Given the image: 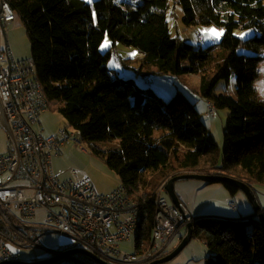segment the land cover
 I'll return each instance as SVG.
<instances>
[{
    "label": "trees",
    "instance_id": "trees-1",
    "mask_svg": "<svg viewBox=\"0 0 264 264\" xmlns=\"http://www.w3.org/2000/svg\"><path fill=\"white\" fill-rule=\"evenodd\" d=\"M6 1L30 41L34 77L46 101L60 102L65 126L79 130L81 140L90 143L119 140L117 148L94 150L115 170L119 183L136 193V247L149 248L155 189L174 175L223 171L254 186L258 197L255 186L264 187V95H258L254 83L264 59V0ZM172 1L180 4L185 26L221 25V39L195 47L173 36L167 20ZM236 28L253 33L242 38ZM105 37L110 44L102 50ZM118 45L136 49L135 54L117 56L120 67L144 78L198 77L197 91L206 103L227 110L222 153L181 90L164 99L151 86H139L133 77L108 68ZM231 75L234 95H216V83ZM222 184L230 194L239 191ZM192 227L193 237L211 251L207 264H264V223L258 219L248 226L240 220L202 217Z\"/></svg>",
    "mask_w": 264,
    "mask_h": 264
},
{
    "label": "built area",
    "instance_id": "built-area-1",
    "mask_svg": "<svg viewBox=\"0 0 264 264\" xmlns=\"http://www.w3.org/2000/svg\"><path fill=\"white\" fill-rule=\"evenodd\" d=\"M14 18L8 2L0 0V30ZM113 60L120 68L117 55L113 54ZM45 106L32 56L17 59L0 36V128L6 135V148L0 151V260L16 261L21 249L40 247L67 264H97L84 255L67 252L83 248L110 264H148L166 250L192 216L161 193L162 182L155 189L150 246L140 250L136 247L138 202L125 186L99 193L87 175L79 176L71 169V175L61 179L54 172L52 159L64 144L72 142L82 152L85 148L79 130L73 127H60V137L42 134L39 115ZM206 110V115L217 113L210 101ZM38 208L45 211L43 221L34 220ZM44 233H60L68 242L48 249L41 242ZM130 240L133 251H121L119 242Z\"/></svg>",
    "mask_w": 264,
    "mask_h": 264
},
{
    "label": "rangeland",
    "instance_id": "rangeland-1",
    "mask_svg": "<svg viewBox=\"0 0 264 264\" xmlns=\"http://www.w3.org/2000/svg\"><path fill=\"white\" fill-rule=\"evenodd\" d=\"M85 1L91 2L92 0H85ZM181 18H182V9L180 4L172 1L167 11V20L170 31L172 32L173 36L178 37L179 39L185 42L191 43L195 47L207 46L210 43L219 41L223 36L224 28L221 25L211 24V25L185 26L182 23ZM209 29H215L217 32L220 33V35L218 37L215 36L213 33L207 31ZM234 33L239 37L246 38L252 35L253 32L252 29L236 28L234 30ZM0 36L3 40V43L5 41H8L11 50L17 59H22V58L24 59L30 56L31 54L30 41L27 37L25 28L18 14L15 15V20L9 26L7 27L5 26L3 29L0 30ZM109 44H110L109 38L105 37L101 43L100 48L102 50H105L108 48ZM128 50H131L132 54L136 53L135 48L126 47L123 45H118L116 47V51H114L113 53L119 56L120 58V55L127 56L125 51ZM240 51H246V50L240 49ZM107 65L109 69L115 70L118 73V75L121 77H133L135 83L139 86L145 88L151 86L152 88H154L155 92L158 93L160 96H162L164 99L171 98L177 90H181L186 95V97L191 102L194 103L195 108L200 114V118L202 122L208 128L210 134L212 135L213 139L216 141V143L220 148V153H222L224 147L223 132L225 130L227 110L217 109L216 115L214 116L206 115L207 103L206 100H204L197 91L199 84V80L197 76L193 74H189V75L184 74L178 76V78L176 77L174 78L172 76H165V75L162 77H154L149 75L147 76V78H144L141 74H135L133 70L128 69L124 66L120 68L116 67L113 58H110L108 60ZM259 66L261 69V74L259 79L256 80V82L254 83V87L258 95L260 97H263L264 59H262ZM235 86H236L235 76L231 75L227 81L221 79L216 83L214 88V93L216 95L220 93L234 95ZM59 104L60 102L58 100L47 99L45 110L42 111L39 115V121H40L39 128L41 129L43 135L55 134L57 137H60V135H58L57 133V130L60 127H64L66 125V122L65 119L58 112ZM81 142L85 148V151L83 152L78 151L72 142L66 143L61 147L62 152L58 156H54L52 159L54 172L61 179L69 177L71 175V169L76 170L79 176L87 175L91 179L92 184L97 192L106 191L99 193H107L110 192L111 190L113 191L118 186L123 185L119 183L118 175L116 174L114 169H112L107 165V163L103 158V155L94 150V149H99L104 151L107 150L108 148H117L119 146V140L114 139L111 141H96L91 143L81 140ZM5 148H6V135L4 129L0 128V151L3 152ZM197 173H202V172H197ZM203 174L224 175L225 173L223 171H215L212 173H203ZM163 182H164V187L162 188L161 193L167 198H169L165 190L166 182L165 181ZM178 183L184 184L183 188H185V193H186V195H184V199L191 202L190 208L192 209V213H197L198 212L197 210L205 211V210L215 209L213 208V205L217 207V202H218L217 199H219V197L223 196L224 194L223 188H225V186L221 182L207 183L205 181L198 179H185V180H178ZM134 195L136 196V193H134ZM229 196L233 197L231 195ZM227 202L228 205L230 202L231 205L233 204L235 206V202L232 199L228 201L226 200V204ZM252 210H254L253 207ZM44 216H45V211L42 208H38L36 218L34 220L43 221ZM251 216H254V219L252 217H247V219H245L246 220L245 223L248 226L252 225L253 220H257V217L254 214H252ZM197 219L199 218L192 216L187 221V223L192 222L193 224V222ZM174 238H176V236ZM67 239L68 238H66L64 235H61L60 233L58 234L44 233L41 236L42 245H44L48 249H57L59 246H61L62 243H65ZM193 243H195L194 240L189 241L188 244L184 247V249L181 250L175 257L160 264H185L189 260V254L193 253L191 251L192 250L191 245ZM196 243L198 244V242ZM169 244H171V242ZM169 244L164 249L167 250ZM118 245L121 251H126V252L133 251V246H131V240L121 241L119 242ZM167 251L169 252V250ZM207 253H210L208 247L204 248V251L200 254L198 258L193 259L192 262H197V263H192V262H188V263L203 264V262H205V264H207V261L209 259ZM75 254H79V253H75ZM34 255H36L38 258H44V257L52 256L53 253L50 252V250H45L40 247L37 249H21L20 257L22 259ZM96 255L104 259L102 256L98 254ZM159 255L155 257V259H158ZM155 259L154 258L150 259V262Z\"/></svg>",
    "mask_w": 264,
    "mask_h": 264
},
{
    "label": "water",
    "instance_id": "water-1",
    "mask_svg": "<svg viewBox=\"0 0 264 264\" xmlns=\"http://www.w3.org/2000/svg\"><path fill=\"white\" fill-rule=\"evenodd\" d=\"M185 179H198V180L205 181L207 183H212V182L223 183L224 182V183L232 184L239 191L245 194V196L247 197L248 201L250 202V204L252 205L254 209L253 214L257 217L259 222L264 223V208L260 206L258 199L255 195L254 188L247 182L237 179L227 174L222 175V174H203V173H197V172H185V173L183 172V173L170 177L166 181L165 190L168 194L170 202L181 212H184V208L175 191L174 183L178 180H185ZM185 226H186V232L184 236L181 238L180 242L177 244V246L165 256L155 259L148 264H160V263L166 262L172 259L173 257H175L187 245V243L190 241V239L193 236L192 222H188ZM67 252L68 254H71V253L82 254L90 258L91 260H94L97 264H110L109 262L97 256L96 254H94L92 251L88 249L74 248ZM58 260H59V256L53 253V255L50 257L35 260V261H23L19 259L16 261H0V264H51V263L57 262Z\"/></svg>",
    "mask_w": 264,
    "mask_h": 264
},
{
    "label": "crops",
    "instance_id": "crops-1",
    "mask_svg": "<svg viewBox=\"0 0 264 264\" xmlns=\"http://www.w3.org/2000/svg\"><path fill=\"white\" fill-rule=\"evenodd\" d=\"M125 53L129 54V55L132 54L131 50L125 51ZM177 183H178V181H176L174 183V188H175V191H176V193L180 199V202L184 208V212L188 213L189 215H191L193 217H197V218L218 217V218H222V219L240 220V221H246L245 219H247V217L254 218V216H251L253 214L254 210H252V205L250 204V202L246 198L245 194L241 191H237L234 194H230L226 188H223V192H224L223 196H220L219 199H217V201H218L217 207L213 205V208H215V209L205 210V211L197 210L198 211L197 213H192V209L190 208L191 202L184 199V195H186L185 188H183L184 184H182V183L177 184ZM255 190H256L257 195H258V197H257L258 202H259L260 206L264 208V187L256 185ZM99 192H106V191H99ZM229 195H231L233 197H230ZM231 199L235 202L234 207L229 206L228 202L226 204V200L228 201ZM218 203L220 206L218 205ZM218 206H219V208H218ZM241 219H244V220H241ZM185 232H186V227H183L181 229V231L176 235V238H174L171 241V244H169V246L167 248V250H169V252L172 251L177 246V244L180 242L181 238L184 236ZM191 240L195 241V243H193L191 245L192 246L191 251L193 253L189 254V260L185 264H191L188 262H192L193 259L198 258L200 256V254L204 251V248L208 247L204 241L199 240L196 237L192 236L190 241ZM196 242H198V244ZM210 253H211V251H210ZM210 253H207V256H209V258L211 256ZM192 263H197V262H192ZM203 264H205V262H203Z\"/></svg>",
    "mask_w": 264,
    "mask_h": 264
},
{
    "label": "snow or ice",
    "instance_id": "snow-or-ice-1",
    "mask_svg": "<svg viewBox=\"0 0 264 264\" xmlns=\"http://www.w3.org/2000/svg\"><path fill=\"white\" fill-rule=\"evenodd\" d=\"M207 31L213 33V34H214L215 36H217V37L220 35V33L217 32L215 29H209V30H207ZM241 35H243V34H241Z\"/></svg>",
    "mask_w": 264,
    "mask_h": 264
}]
</instances>
